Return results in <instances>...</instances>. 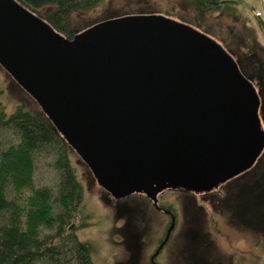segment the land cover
I'll return each mask as SVG.
<instances>
[{"label": "water", "instance_id": "1", "mask_svg": "<svg viewBox=\"0 0 264 264\" xmlns=\"http://www.w3.org/2000/svg\"><path fill=\"white\" fill-rule=\"evenodd\" d=\"M0 64L116 199L145 177L209 192L264 151L255 85L219 42L168 16L68 38L20 0H0Z\"/></svg>", "mask_w": 264, "mask_h": 264}, {"label": "rangeland", "instance_id": "2", "mask_svg": "<svg viewBox=\"0 0 264 264\" xmlns=\"http://www.w3.org/2000/svg\"><path fill=\"white\" fill-rule=\"evenodd\" d=\"M226 1L229 7L200 12L195 0H106L87 14H72L69 28L77 34L114 18L164 15L198 29L219 42L255 85L264 127V17L257 16L264 14V1ZM53 9L36 14L48 20ZM0 101L9 113L20 104L42 111L1 64ZM69 157L84 187L83 205L70 226L94 244L97 264H264V151L251 169L215 190H165L160 201L175 214L174 223L139 192L116 201L71 148ZM55 160L39 155L37 186L57 185Z\"/></svg>", "mask_w": 264, "mask_h": 264}, {"label": "trees", "instance_id": "3", "mask_svg": "<svg viewBox=\"0 0 264 264\" xmlns=\"http://www.w3.org/2000/svg\"><path fill=\"white\" fill-rule=\"evenodd\" d=\"M20 1L35 13L54 7L48 21L68 38L74 36L69 28L72 14H87L106 2ZM195 3L200 12L228 6L225 0ZM69 148L42 111L20 104L9 113L0 101V264H97L94 244L70 226L83 205L84 187ZM44 153L56 158L55 187L36 184V160Z\"/></svg>", "mask_w": 264, "mask_h": 264}, {"label": "flooded vegetation", "instance_id": "4", "mask_svg": "<svg viewBox=\"0 0 264 264\" xmlns=\"http://www.w3.org/2000/svg\"><path fill=\"white\" fill-rule=\"evenodd\" d=\"M43 112V111H42ZM44 113V112H43ZM60 134V133H59ZM61 135V134H60ZM62 136V135H61ZM62 138L65 140V142L69 145V143L66 141V139L62 136ZM69 147L74 150L70 145ZM75 151V150H74ZM76 152V151H75ZM77 153V152H76ZM78 154V153H77ZM79 155V154H78ZM133 183L136 182L135 179H132L130 180ZM228 182V181H227ZM131 186V185H130ZM135 186L139 187L142 189V191H139V193L141 194H144L146 195L149 199L152 200L153 202V205L160 211H163L165 213H167L168 215H170L172 217V220H173V223H174V219H175V214L170 210L168 209L167 207L163 206L161 204V201H160V195L165 191V190H168V189H172V188H163L162 185H160L158 179L154 178V177H145V179L142 181V182H138V184H136ZM105 189V188H104ZM178 189H182V188H178ZM106 190V189H105ZM109 194H111L108 190H106ZM155 191H157V194H156V198L157 200L154 201V198L151 196L152 193H155ZM134 193H137V191H135ZM133 193V194H134ZM112 195V194H111ZM132 195V194H131ZM155 195V194H154ZM113 196V195H112ZM130 196V195H129ZM125 198V197H123ZM123 198H120V199H116L115 200H121Z\"/></svg>", "mask_w": 264, "mask_h": 264}, {"label": "built area", "instance_id": "5", "mask_svg": "<svg viewBox=\"0 0 264 264\" xmlns=\"http://www.w3.org/2000/svg\"><path fill=\"white\" fill-rule=\"evenodd\" d=\"M257 16H258V17H264V14H263L262 12H258V13H257ZM263 20H264V18H263Z\"/></svg>", "mask_w": 264, "mask_h": 264}]
</instances>
